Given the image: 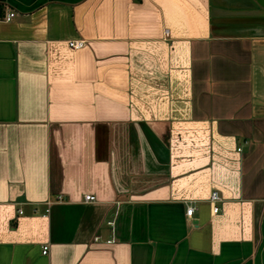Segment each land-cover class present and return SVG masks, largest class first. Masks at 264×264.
I'll use <instances>...</instances> for the list:
<instances>
[{
	"label": "crops",
	"instance_id": "1",
	"mask_svg": "<svg viewBox=\"0 0 264 264\" xmlns=\"http://www.w3.org/2000/svg\"><path fill=\"white\" fill-rule=\"evenodd\" d=\"M0 264H264V0H0Z\"/></svg>",
	"mask_w": 264,
	"mask_h": 264
},
{
	"label": "built area",
	"instance_id": "2",
	"mask_svg": "<svg viewBox=\"0 0 264 264\" xmlns=\"http://www.w3.org/2000/svg\"><path fill=\"white\" fill-rule=\"evenodd\" d=\"M12 15H13V13L12 12H9L6 15V19H8L9 17H11ZM67 43H68V45L71 48L77 49V48H80V47H82L84 45V40L78 39V40L68 41ZM93 199H94V196H92L90 194H84L82 196V201L85 202V203L86 202H89V201H92ZM218 199H219V197H218L217 193L215 191H211L210 194H209V200L211 202H215ZM55 200L56 201H61L62 200V197L60 195H57L55 197ZM192 211H193V207L190 204H187L185 206V215L186 216H190V214H191ZM211 211L215 213L217 211V207L215 205H213L211 207ZM46 251H47V246L46 245H42V247H41V253L42 254H45Z\"/></svg>",
	"mask_w": 264,
	"mask_h": 264
}]
</instances>
